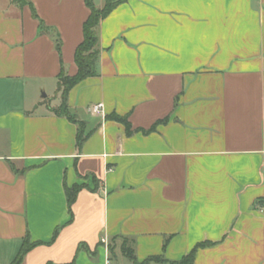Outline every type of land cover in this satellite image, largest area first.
I'll return each mask as SVG.
<instances>
[{"label": "crops", "instance_id": "1", "mask_svg": "<svg viewBox=\"0 0 264 264\" xmlns=\"http://www.w3.org/2000/svg\"><path fill=\"white\" fill-rule=\"evenodd\" d=\"M20 1L0 0V264L26 239L22 264H134L110 250L122 238L138 264L206 241L195 264H264V0H123L100 24L98 75L67 98L80 152L78 126L47 106L62 66L77 73L90 9ZM112 114L165 123L128 136Z\"/></svg>", "mask_w": 264, "mask_h": 264}, {"label": "trees", "instance_id": "2", "mask_svg": "<svg viewBox=\"0 0 264 264\" xmlns=\"http://www.w3.org/2000/svg\"><path fill=\"white\" fill-rule=\"evenodd\" d=\"M123 0H104V6L102 8H97L94 0H85L87 7L90 9V15L88 19L85 21L83 25V41L77 47L75 51V64L77 67V73L74 76H70L67 74L65 68L62 66L61 73L58 77V88L57 94H61V104L56 107L52 108L50 105L47 108L58 117H63L69 120L71 123L78 126V133L76 139V146L78 152L81 151L83 144L89 137L85 133V124L75 117L74 114L71 113L69 105H68V95L70 91L75 88L78 84L83 82L84 80L95 77L98 75V61L100 58V48H99V36L98 30L100 27L101 22L110 15V13L122 3ZM22 2V1H19ZM34 12V11H33ZM34 16L37 17L36 13L34 12ZM40 34H50L51 30L44 25L43 22H40ZM61 40L60 37L56 38V47L59 53H61ZM107 120L115 121L122 124L125 127L126 134L128 136L133 135L135 132H141L145 135L153 133L156 131L157 127L165 123L164 121H158L152 128L149 130L138 129L134 130L132 124L129 121L128 116H119L117 114H112L106 117ZM83 186L75 185L73 187L66 186L65 192L68 200L69 211L71 215V221L73 220V206L77 200L78 194L83 190ZM60 229H57L54 233L53 240H55L59 234ZM116 240V239H115ZM122 245L121 251L122 254L134 262V264H138L136 261V256L134 252V248L131 245L130 240L126 238H122ZM38 243L31 244L28 239H26L23 243V246L16 257L13 264H22L24 261L25 256L28 252L37 246ZM216 243L212 242H202L198 243L195 248L186 256L182 258L180 261L169 262L163 257H152L146 260L141 264H149V263H156V264H195V255L199 249H206L211 248ZM82 249H85V246H81ZM112 247H110V250Z\"/></svg>", "mask_w": 264, "mask_h": 264}, {"label": "rangeland", "instance_id": "3", "mask_svg": "<svg viewBox=\"0 0 264 264\" xmlns=\"http://www.w3.org/2000/svg\"><path fill=\"white\" fill-rule=\"evenodd\" d=\"M20 1V0H19ZM45 93H43V95H42V97H43V101H48V100H50V98H48V99H46L45 98ZM50 96V95H49ZM57 96L60 98V102H61V94H57ZM121 245H122V240L121 239H118V240H116L113 244H112V246L111 247H121Z\"/></svg>", "mask_w": 264, "mask_h": 264}, {"label": "built area", "instance_id": "4", "mask_svg": "<svg viewBox=\"0 0 264 264\" xmlns=\"http://www.w3.org/2000/svg\"><path fill=\"white\" fill-rule=\"evenodd\" d=\"M92 112L95 113V114H100V113H102V105H101V104L94 105V106L92 107Z\"/></svg>", "mask_w": 264, "mask_h": 264}]
</instances>
